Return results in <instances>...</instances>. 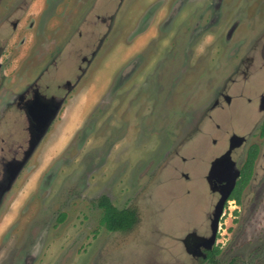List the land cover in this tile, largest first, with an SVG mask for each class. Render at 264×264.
Masks as SVG:
<instances>
[{
    "label": "rangeland",
    "instance_id": "rangeland-1",
    "mask_svg": "<svg viewBox=\"0 0 264 264\" xmlns=\"http://www.w3.org/2000/svg\"><path fill=\"white\" fill-rule=\"evenodd\" d=\"M262 26L264 0H0V100L35 81L60 98L1 195L0 264H264V201L243 218L231 202L205 260L181 241L207 223L198 111L214 60ZM0 138H27L13 108ZM101 195L136 209L131 228L100 223Z\"/></svg>",
    "mask_w": 264,
    "mask_h": 264
},
{
    "label": "flooded vegetation",
    "instance_id": "flooded-vegetation-1",
    "mask_svg": "<svg viewBox=\"0 0 264 264\" xmlns=\"http://www.w3.org/2000/svg\"><path fill=\"white\" fill-rule=\"evenodd\" d=\"M236 53L228 50L226 60H214L217 68L223 67L222 71H211V59L204 63L207 78H211V72L216 73L205 88V103L198 111L199 121L204 120V141L205 136L212 135L210 143L207 139L202 146V174L211 198L206 199L202 210L207 223L201 229L206 233L197 234L195 225L181 239L186 252L195 260L214 255L219 243V224L231 202L239 204H235L237 208L233 211L243 218L254 216L264 201V26L248 52L242 56ZM34 84L0 100V119L13 108L23 116L27 130L24 142L0 151V198L15 168L25 167L45 115L60 103V98L42 90L47 85L41 87L37 81ZM66 84L70 86L69 82ZM0 141L4 142V138ZM181 159L186 160L184 156ZM184 173L183 178L188 180L190 176Z\"/></svg>",
    "mask_w": 264,
    "mask_h": 264
},
{
    "label": "trees",
    "instance_id": "trees-1",
    "mask_svg": "<svg viewBox=\"0 0 264 264\" xmlns=\"http://www.w3.org/2000/svg\"><path fill=\"white\" fill-rule=\"evenodd\" d=\"M95 204L102 208L100 223L103 224L108 231L128 230L137 220V211L135 208H118L112 204L106 195H101L96 200ZM63 215L64 214H61L58 219H62Z\"/></svg>",
    "mask_w": 264,
    "mask_h": 264
},
{
    "label": "water",
    "instance_id": "water-1",
    "mask_svg": "<svg viewBox=\"0 0 264 264\" xmlns=\"http://www.w3.org/2000/svg\"><path fill=\"white\" fill-rule=\"evenodd\" d=\"M59 104L57 103L50 111L49 113H47L44 117V120L42 122V128L40 130V135L39 137L43 134V132L45 131L47 125L49 124V122L51 121V119L53 118V116L55 115L57 109H58ZM22 163V162H21ZM21 165V164H19ZM20 166H18V168H15L14 172H12L11 176L9 177L7 183L5 184V186H3L2 190H1V194L9 187L13 177L15 176V173L17 172V169H19ZM235 176V175H234Z\"/></svg>",
    "mask_w": 264,
    "mask_h": 264
}]
</instances>
